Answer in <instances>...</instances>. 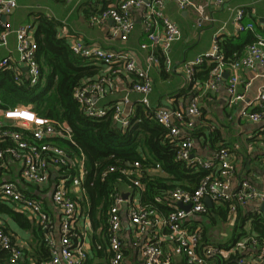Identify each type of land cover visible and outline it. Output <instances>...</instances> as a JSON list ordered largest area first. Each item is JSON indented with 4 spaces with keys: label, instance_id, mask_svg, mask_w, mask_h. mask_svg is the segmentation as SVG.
<instances>
[{
    "label": "built area",
    "instance_id": "1",
    "mask_svg": "<svg viewBox=\"0 0 264 264\" xmlns=\"http://www.w3.org/2000/svg\"><path fill=\"white\" fill-rule=\"evenodd\" d=\"M169 3L174 4L179 11L192 10L200 20L210 22L205 10L209 6L222 7L224 0H205L199 5L192 0H114L107 4L105 9L90 16L92 25L102 26L110 22V37L122 43L129 40L134 31L135 19H139L144 37L139 49L146 53L144 65L137 64L136 56L131 51L105 50L88 45L77 38L67 41L68 34L61 31L62 35L59 37L66 41L72 54L86 60L87 65L94 67L96 71L93 77L86 78L73 92V98L85 117L100 119L111 113L113 122L120 123L122 130H126L133 114H129L128 108L126 109L130 105L129 95L138 94L139 103L149 107V96L152 92L150 72L153 68L161 66L165 72L171 71L169 50L181 39L179 27L165 14V7ZM93 6L98 8L99 5ZM16 8L15 0H0V51L7 47L9 37L14 35L18 54V61L13 60L9 54L1 59L0 70L12 72L15 82L19 83L25 67L29 85L33 87L41 78L36 56L38 45L34 40L35 27L28 25L12 28L7 18ZM131 10H138L139 17L133 16ZM243 15L244 10L237 11L233 20L235 30L252 31L253 24L241 22ZM2 17L5 19L2 20ZM204 62L212 65L204 83V88L209 91H216L227 69L232 71L226 91L230 97V105L234 106L242 101V96L236 90L239 84L237 71L240 68L264 67V40H256L247 47L242 58L227 64L219 49L218 38L214 36L209 52L183 66L184 76L189 83L194 80L196 68ZM121 78L129 82L123 88H119L117 83ZM119 91L123 95L115 103L107 106L100 104L101 100ZM197 101L198 98L194 97L186 109L157 108L153 111V118L157 124L168 130L169 137L176 142V159L186 162L189 167L201 168L207 171V174L193 192L178 187L169 193L173 210L167 216L158 215L154 210L132 201L127 207L126 219L134 230L133 245L139 248L143 264H171L170 258L164 257L162 253V246L166 242L174 245V255L183 257L185 264H216L217 259V264H264V239H258L252 231L228 248H201L200 232L191 231L185 226L189 216L207 212L205 198L210 199L216 206L226 205L230 215L239 209L244 212L254 204H264V183L263 188L259 189L248 179L239 178L235 188H232L235 176L234 156L228 148H219L207 159L192 156V118L200 116ZM256 106V111L240 109V117L252 123H264V87L258 92ZM58 141L74 145L72 133L66 123L37 115L31 105L0 109V170L7 167V161H14L19 164L21 180L38 188H46L51 175L56 174L51 199L61 213L60 237L56 243L51 236L46 235L44 241L51 255L44 264H84L87 251L79 233V206L71 193L83 188L88 172L84 165V155L80 152L78 159L72 160L68 152L57 145ZM261 165L264 167V159ZM151 170L164 173L159 164ZM108 171L113 172L115 168L112 167ZM141 172V164L138 161L120 170L125 180L138 191L143 190L139 181ZM105 175L106 173H103L102 176ZM129 198L131 199L129 196L126 200ZM0 200L13 204L17 212L35 217L41 230L47 232L49 216L42 210L39 202L23 194L16 182L5 181L0 184ZM124 200L122 196L115 194L108 214L107 244L110 264H123L126 232L122 227L120 206L125 203ZM178 204L190 206L189 211L180 209ZM255 211L259 212L258 208ZM143 236L147 237L146 240L138 245V240ZM0 247L9 254L8 264H18L21 250L12 245L10 236L2 230Z\"/></svg>",
    "mask_w": 264,
    "mask_h": 264
},
{
    "label": "crops",
    "instance_id": "2",
    "mask_svg": "<svg viewBox=\"0 0 264 264\" xmlns=\"http://www.w3.org/2000/svg\"><path fill=\"white\" fill-rule=\"evenodd\" d=\"M33 1L34 0H15L17 8L13 14L7 18L12 28L31 25L32 27H35V36L38 24L42 20L53 21L57 26V38H60L59 36L62 35L61 31H64L68 34V37L66 38L67 41L77 38L88 45L98 46L105 50H128L135 54L138 65H144L146 53L139 49V45L144 41L141 21L139 19H135L134 31L129 40L126 43H122L118 39L110 37V22H107L102 26L91 24L90 16L102 9L103 0H72L71 2H66L65 0H52L56 4H54L51 13L41 12V6L39 4L34 5ZM192 1L199 5L205 0ZM60 3L66 4L70 7L64 18L57 15H61V12H64L57 6ZM94 4L99 5L98 8L94 7ZM173 6L177 9L181 19L186 20L191 15L195 19L194 24L196 28L201 29V35L205 36V43H203L202 47L195 53L189 54V48H192L197 42L202 43L200 35H197L198 38L196 40V36L189 35L188 33L186 35L185 30L180 29L170 11V7L173 8ZM19 9L26 11V21L22 22L19 20L17 15ZM239 10H244L241 22L243 24H253L252 31L237 32L235 30L233 20ZM205 12L210 17V22L200 20L198 15L192 10L179 11L172 3L166 5L165 14L176 23L181 31V39L176 43L183 41L186 49L181 53L178 52L175 62H173L171 52L172 46L176 43L171 46L169 50V58L171 60L170 72H165L163 66L151 70L150 77L152 80V92L149 96V107L154 111L157 108L163 107L171 110L186 109L190 101L194 97H197L200 116L192 118L194 122L193 130L195 131L194 136L192 137V156L207 159L212 157L219 148L226 147L233 152L234 156L235 176L232 180V188H235L239 178H246L250 182L255 183L259 189H262L264 183V167L261 165V161L264 159V123H252L243 119L240 117L239 111L242 108L248 109L249 111L258 110V107L256 106L257 95L259 90L264 87V67L256 66L253 69L240 68L237 71L239 84L237 85L236 90L239 95L242 96V101H239L238 104L232 106L230 105V97L226 91L227 81L232 75L230 69L225 71L228 72V77L226 79L223 77V81L219 83L218 88L213 92L204 88V83L207 79L201 81L196 78L192 83H189L184 76L183 66L209 52L212 47V38L214 36H217L218 40L230 38L235 46H239L240 48L243 46L239 57L242 58L250 44L258 39L264 40V0H224L222 7L214 8L213 6H209ZM139 13L138 10H131L133 16L139 17ZM73 14L76 17V20L72 24H69V19L67 20L66 18ZM84 21L89 29V31L85 33L79 29ZM8 54L13 60L18 61L16 37L14 35L9 37L7 47L0 51V60L7 57ZM22 71L23 73L20 77V82H15L14 78L13 80L19 85L25 80L30 88L26 76V68L23 67ZM198 72L199 69H197V73ZM163 74L166 77H163ZM171 74L181 76L182 83L178 86V89L173 93L154 94V76L156 75V77L166 79ZM117 83L119 88H123L124 85L129 84L124 78H121ZM122 95L123 93L119 91L116 94L101 100L100 104L105 106L111 105L119 100ZM139 98V95L135 93L129 95L130 105L126 107V109L128 108V112H130L129 114H132V112L134 114L137 107L141 106ZM6 165L7 167L5 169L0 170V184L5 181L16 182L25 196L33 198L40 203L42 210L49 216L50 224L47 232L42 231L39 222L35 217H30L22 213L31 222L32 227L30 229L21 228L6 214H0V226L6 229V233L11 238L12 245L21 250L22 254L18 264H44L50 259L51 255L48 246L44 241L46 235L51 236L56 243L59 241L60 237L59 226L61 213L51 199L54 189L53 185L56 181V174L51 175L50 183L46 188H38L35 185L25 184L21 180L18 163L7 161ZM150 174L164 175V173L154 170H150ZM123 193L127 194L126 197H123ZM118 194L125 199V203L120 206L122 227L126 232L123 245V264H143L139 248L133 245L135 242L133 235L134 230L129 226L126 219L127 207L132 201L139 202V193L133 191V189L126 183H122L119 185ZM128 195L131 199L129 198V200H126L127 197H129ZM71 196L79 206V214H77V217L79 218V233L82 235V241L87 251V260L84 264H102L106 263L107 260H109L107 262L110 264L107 231L103 230L102 226L96 225L93 222L90 213L91 204L84 186L82 189H76V192L72 191ZM211 204L216 206L212 202ZM9 205H11L14 210V205L11 203ZM256 208H258L259 212L255 211ZM243 214L251 216L257 214L264 218V209L262 208L261 203L254 204L245 209ZM231 220L232 218L228 222L232 228L230 230L232 236L233 222ZM247 225L248 230L246 233L251 231L249 221L247 222ZM210 228L211 227H209V229ZM208 236L209 244H214L218 247L224 245L231 237L227 238L225 242L219 243L218 240L221 239L212 238L209 234ZM146 238V236L141 237L138 240V245L142 244ZM43 248L45 249L44 253ZM0 253L4 255V257L0 259V264H8L9 254L7 251L0 247ZM162 253L164 257L170 258L174 264H182V261L183 264H185L183 257L174 255V245L169 242H166L162 246Z\"/></svg>",
    "mask_w": 264,
    "mask_h": 264
},
{
    "label": "trees",
    "instance_id": "3",
    "mask_svg": "<svg viewBox=\"0 0 264 264\" xmlns=\"http://www.w3.org/2000/svg\"><path fill=\"white\" fill-rule=\"evenodd\" d=\"M113 1L103 0L102 9ZM56 28L53 21L42 20L38 24L34 37L38 45L36 56L41 78L36 86L29 88L25 80L20 85L16 84L12 72L0 70V109L31 105L37 115L69 126L74 145L66 141H58L57 145L64 148L72 160L78 159L80 152L84 155V165L88 172L84 189L91 204V218L103 230H108V213L122 183L139 193L141 206L154 210L158 215L167 216L173 210L169 193L178 187L193 192L207 171L189 167L186 162L176 159V142L171 140L166 128L156 123L154 110L150 107L138 106L126 130L116 128L111 113L100 119L85 117L73 98V92L86 78L93 77L96 71L94 67L86 65V60L74 56L65 40L57 38ZM218 44L227 64L240 57L243 46H235L232 39L218 40ZM211 67L208 62L201 64L196 68V73L197 69L199 72L195 73L194 79L205 81ZM163 77L166 76L163 74ZM194 133L192 129V137ZM135 161L141 164L139 181L143 186L142 191L128 184L120 173V170ZM156 164L161 166L164 175L150 174ZM112 167L115 171L109 172ZM103 173L106 175L102 176ZM9 204L0 200V214L8 215L21 228L30 229L32 224L27 217L15 212ZM231 218L233 235L222 245L225 248L247 234L244 226L248 221L250 230L258 239H264L263 217L244 215L240 209L230 216L226 205H212L211 208L207 207L205 214L189 216L185 226L191 231L200 232V246L206 248L216 246L209 244V227L219 222L227 223ZM0 230L6 233V229L1 226ZM2 257L4 255L0 253V259ZM107 261L102 264H109ZM215 262L217 264L218 259ZM171 264H174L173 261Z\"/></svg>",
    "mask_w": 264,
    "mask_h": 264
},
{
    "label": "rangeland",
    "instance_id": "4",
    "mask_svg": "<svg viewBox=\"0 0 264 264\" xmlns=\"http://www.w3.org/2000/svg\"><path fill=\"white\" fill-rule=\"evenodd\" d=\"M33 3H34V5L39 4L41 6V8H40L41 12H47V13H51L53 10L54 4H56L52 0H34ZM57 6L59 7V9L61 11H64V12H61L62 13L61 15L60 14H57V15H59L61 18H64L67 11L70 9V7H68L66 4H63V3H60ZM173 8H174V6H173ZM173 8L170 7V11H171L172 16L174 17L175 21L178 23L180 29L185 30L186 35L188 33L189 35L196 36V38H195L196 40L198 38L197 35H200V39H201L202 43L197 42L192 48H189V52H188L189 54L195 53L196 51H198L202 47L203 43H205V36L201 35V33H200L201 29L196 28V26L194 24L195 19L191 15L189 16L188 19L183 20L179 17L180 14L177 12V9H175V8L173 9ZM17 15L19 17V20H21L22 22L26 21L27 17H26V11L25 10L19 9L17 12ZM66 19L67 20L69 19L68 23L72 24L76 20V17L73 14ZM79 29H80V31H82L84 33L89 31V29L86 26L85 21L81 24V27ZM184 46H185V43L183 41H180L179 43H176L172 46L171 57H172L173 62H175L177 53L178 52L181 53L183 50L186 49V47H184ZM154 78H155V83H154V87H153L154 94H157V93H161V94L173 93L178 89V86L182 83L180 75L171 74L166 79L156 77V75H155ZM231 229L232 228H231L229 222L224 223V224H221L219 222V223L213 224L211 226V228L208 230V232H209L208 234L211 235L212 238L221 239V240H218V242L223 243V242H225V240L227 238H229L231 236V234H232L230 232ZM244 230L245 231L248 230L247 224L244 226Z\"/></svg>",
    "mask_w": 264,
    "mask_h": 264
},
{
    "label": "water",
    "instance_id": "5",
    "mask_svg": "<svg viewBox=\"0 0 264 264\" xmlns=\"http://www.w3.org/2000/svg\"><path fill=\"white\" fill-rule=\"evenodd\" d=\"M4 19H5V17H2V20H4ZM228 75H229L228 72H224L223 77L226 79L228 77ZM116 128L119 129V130H121L122 129L121 124L120 123H116ZM126 195L127 194H124L123 193V197H126ZM204 203L206 204V206L208 208H211L212 207V204H211V202H210V200L208 198H205L204 199ZM177 206L180 209L185 210L186 212H188L189 209H190V206H185V205H182V204H178ZM262 208L264 209V204H262Z\"/></svg>",
    "mask_w": 264,
    "mask_h": 264
}]
</instances>
